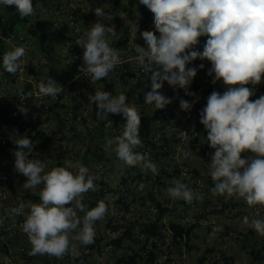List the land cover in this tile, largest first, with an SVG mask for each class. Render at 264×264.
Listing matches in <instances>:
<instances>
[{"label": "built area", "instance_id": "2783aa9c", "mask_svg": "<svg viewBox=\"0 0 264 264\" xmlns=\"http://www.w3.org/2000/svg\"><path fill=\"white\" fill-rule=\"evenodd\" d=\"M128 3L124 6L118 5L117 0H39V3L33 0L36 14L28 23V30L16 31L4 39V53L17 46H25L26 54L21 58L22 68L15 75L7 73L0 65V204L15 199L10 186L15 189V181L23 184L26 179L17 173L14 164V151L17 150L14 139L18 135H26L33 142V153H38L37 158L45 165L53 168L60 166L59 162L65 166V161H79L90 174L99 177L95 181L97 190L85 194L84 203L90 209L103 200L108 204L112 217L106 214L103 220L96 222L95 241L91 244L94 248L88 251L85 264H118V259L135 253L139 254V264H237L230 251L240 236L223 230L214 237L211 233L214 226H220L221 216H238L243 209L237 202L228 203L233 198L221 200L220 196L211 194L214 182L208 172L214 150L207 144V132L200 123V112L206 106L208 96L213 91L222 94L226 86L222 81L213 84L214 75H208L211 63L196 59L188 65L197 69L188 89L196 96L185 95L183 89L173 88L165 82L161 91L172 99V103L163 110L146 104L144 96L150 90V74L138 64L134 49L135 44L146 47L140 32L154 31L155 28L153 19L145 23L139 16L131 19L122 9L127 8ZM96 7H103L102 18L95 15ZM97 21L115 28L116 34L109 36L110 46L119 52L121 62L107 77L91 82L90 76L79 72L84 49L77 41L85 29ZM136 23L138 31L135 34L133 25ZM37 25L44 27V33L53 38L51 44L55 60L52 66L51 56L46 51L49 44L40 45L38 37L29 31L30 27ZM206 39L200 38L196 50L203 51ZM120 41L125 42L118 47ZM200 64L204 68L201 69ZM50 66L58 70L57 75H52ZM49 76L64 89L56 99L39 94V83ZM97 90L108 91L113 96L123 93L127 102L135 105L141 118H155L149 141L142 140L143 147L137 151L146 153L157 165L158 175L150 170L144 171L140 166H126L113 150H105L109 139L122 134L126 118L122 114L111 113L107 119L100 118L96 105L88 100V96ZM262 94L264 82L255 87V95L251 99L255 100ZM180 99L193 104L190 111L180 109ZM5 108L8 110L7 120L4 118ZM39 134L49 139V151L44 157ZM77 134H80L79 139L75 138ZM184 152L190 153L187 158ZM172 178L187 183L200 192L203 199L189 204L169 197L166 189ZM263 208L251 209L257 218H261L264 216ZM162 210L166 211L163 217ZM20 214L22 211L16 216L0 212V264H28L37 257L31 254V246L26 242L27 236L22 231L26 217ZM155 224L158 225L156 232H144ZM173 225L185 230L200 228L207 240L219 242L220 248L209 247L208 243L205 247L197 246L194 230L188 243L186 236H177ZM128 230L135 243L116 248L114 242ZM13 245H17V256ZM6 247L8 250L5 251ZM255 251L263 256L257 263L264 264V244L256 247ZM75 259L66 255L57 260L65 264Z\"/></svg>", "mask_w": 264, "mask_h": 264}, {"label": "clouds", "instance_id": "9594fccd", "mask_svg": "<svg viewBox=\"0 0 264 264\" xmlns=\"http://www.w3.org/2000/svg\"><path fill=\"white\" fill-rule=\"evenodd\" d=\"M139 2L152 13L155 28L140 32L146 47L135 44L134 49L138 64L150 74V90L145 93L144 102L157 110L171 104L172 99L161 91L165 82L183 89L185 95L196 96L188 89L197 69L188 65L196 59L209 61L208 75H214L212 83L222 81L226 86L222 94L213 91L200 112L207 144L214 150L208 172L214 182L210 192L213 196L242 199L250 208L264 207V94L251 99L255 87L264 82V0ZM0 5L14 7L21 19L36 14L33 0H0ZM94 12L97 17L104 16L103 7H96ZM133 31L135 34L138 31L137 23ZM115 34L113 26L97 21L85 29L77 41L84 49L79 72L90 76L91 82L107 77L120 64L119 52L110 46L109 36ZM201 37H207L202 52L196 50ZM25 54V46L4 53L3 69L15 75L22 68L21 58ZM199 67L202 69L204 65ZM38 90L41 96L53 99L64 92L50 76L39 83ZM88 100L96 105L102 119H107L109 113L126 118L122 134L109 139L105 150H113L126 166H140L158 175L157 165L146 153L137 151L143 147L141 115L135 105L127 102L126 95L113 96L108 91L97 90ZM179 106L181 110L190 111L193 104L180 99ZM17 137L14 164L17 173L26 178L22 187L35 190L43 186L39 191L40 203H29V213L22 224V231L32 246L31 254L56 259L66 255L78 258L81 252L76 242L82 246L93 244L95 224L109 211L103 200L90 209L84 203L85 194L97 190L95 181L99 177L90 174L79 161H66L65 166L46 171L45 163L37 158L39 154L33 153L31 138ZM189 154L184 152V157ZM166 194L189 204L203 199L200 192L177 178L171 179ZM23 207L21 204L20 209ZM81 212L84 213L82 218ZM243 223L264 237V219L245 216ZM221 230L220 226H214L211 235L214 237Z\"/></svg>", "mask_w": 264, "mask_h": 264}, {"label": "trees", "instance_id": "16d2710c", "mask_svg": "<svg viewBox=\"0 0 264 264\" xmlns=\"http://www.w3.org/2000/svg\"><path fill=\"white\" fill-rule=\"evenodd\" d=\"M123 0H117V4L120 5L122 4ZM123 11H127V13L130 15L131 19H135L136 17H142L143 23L147 22L149 19H153L152 13L143 5H140L139 0H129L128 7L122 8ZM32 16L26 17L21 19L19 14L17 13L16 9L14 7H7L4 6V13L2 17L0 18V65H2V58L4 55V39L9 37L11 34L15 33L18 29L19 26H22L24 30H28L27 25L29 22H31ZM29 31L36 35L38 37V43L40 45L44 44H49L47 48V54L51 56L52 59V64L54 63V56H53V45L51 44L52 41V36L49 34L44 33V27H41L40 25H37L36 27L32 26L29 28ZM125 41H120L118 43V47H121L122 44H124ZM51 68L52 75L58 74L57 69ZM1 108V107H0ZM4 118L7 120L8 117V110L5 108L4 110ZM155 121V118L150 117V116H144L141 118V127H140V138L143 141H149L152 132H153V122ZM40 139H41V144L42 146H48L49 145V139L44 137V135L39 134ZM11 191L16 195L17 190L16 188L14 189L13 186L11 185ZM37 201L40 202V197L38 194H32L30 197L25 199V201L30 202V201ZM107 204V203H106ZM97 204H95L96 206ZM108 205V204H107ZM229 204H227V207ZM109 207V206H108ZM112 217V212L109 208L108 213ZM166 214L165 210L161 211V216L163 217ZM161 220V217H160ZM174 231L176 232L178 237H183L186 236L188 239V243H190V237L191 234L194 230V228H191L189 230H185L179 226H172ZM158 229V225H152L151 228H146L144 230L145 233H154ZM252 232L253 230L250 229ZM126 243H135L134 240L132 239V234L131 231L128 230L127 232L123 233L115 242L114 245L116 248L121 249L124 244ZM190 247L191 244H189ZM94 248V245H89V246H82L81 248V255L79 258H77V264H85L88 258V251L92 250ZM208 252H212V250H209ZM252 255L254 256V259L256 262H260L263 259V256L261 253H256L255 250H253ZM138 258L139 254L135 253L131 256L128 257H123L122 259H118L117 263L118 264H139L138 263Z\"/></svg>", "mask_w": 264, "mask_h": 264}, {"label": "crops", "instance_id": "0c3cea01", "mask_svg": "<svg viewBox=\"0 0 264 264\" xmlns=\"http://www.w3.org/2000/svg\"><path fill=\"white\" fill-rule=\"evenodd\" d=\"M75 138H77V139H79L80 138V134H77L76 135V137ZM60 148H61V146H59ZM40 148H41V155L44 157L45 155H47L46 153H47V151H49L48 150V146H42V144H40ZM66 162V161H65ZM64 162V163H65ZM86 163H88V159H86ZM59 165L60 166H62V163H60L59 162ZM52 168L50 167V166H48V165H46V171H48V170H51ZM15 188H16V190L18 191V190H22L23 189V187H22V184L21 183H18L17 181H15ZM42 188V187H41ZM24 190V189H23ZM39 191H40V188L39 189H37V190H35V191H33L34 192V194H38L39 195ZM19 194V192H17V194L15 195V199H17L18 201H20V200H22V198H21V196H19L18 195ZM228 199V198H227ZM230 199H232V198H230ZM29 203H40V202H37V201H34V200H32V201H30V202H16L15 203V208H11V206L10 205H5V204H3V203H1L0 205H1V210H0V212H1V214H8V215H14L15 214V216L19 213V212H21L22 211V214H20V216L21 217H26L27 215H28V213H29V207H28V205H29ZM228 203H236V200L235 199H232V200H230V201H228ZM21 204H23L24 205V207H23V209H20V205ZM238 205L240 204V202H238L237 203ZM5 205V206H4ZM19 209V211H16V210H18ZM261 210H263L264 211V208L263 209H261ZM250 213H251V211H252V209L250 208ZM249 212L247 213V215H250L251 216V214H250ZM79 215L81 216V218L83 217V215H84V213H79ZM228 215H224V216H221L220 218H219V221H220V227H221V229L223 230V231H225V232H228V233H233V232H235L236 231V226H237V222L235 221V220H233V222H231V223H233V224H230L228 221H226V220H224V218L225 217H227ZM245 216V215H244ZM239 221H240V219H238ZM225 222L226 223H229L230 225H228L227 224V226L225 225ZM224 226V227H223ZM223 228H226V230L225 229H223ZM253 230V229H252ZM193 237H194V243L197 245V246H199V247H202V246H204L205 247V243L207 242L208 243V246L209 247H212V248H214V249H218V248H220L219 246H220V243L219 242H214V241H209V240H207V238H206V235L204 234V232L200 229V228H195V230H194V232H193ZM264 240V239H263ZM262 240V241H263ZM26 242L28 243V245L29 246H31V244H30V242H29V240H28V237L26 238ZM260 243V242H259ZM76 244H77V247H78V249H79V251L81 252V248H82V245H80L78 242H76ZM13 247L14 248H12V249H14V251H15V255L17 256L18 255V249H17V245H13ZM32 247V246H31ZM235 247V246H234ZM6 250H8V248L6 247L5 248V251ZM5 251H3V253L5 252ZM230 253L232 254V257H235L234 255H235V253H233L232 252V250L230 251ZM0 255H2L1 253H0ZM80 257V256H79ZM78 257V258H79ZM253 257V256H252ZM77 259V258H76ZM74 260L73 262H69V263H65V264H77V260ZM253 259H254V257H253ZM20 260V259H19ZM254 261L255 262H253L254 264H258L257 262H256V260L254 259ZM28 264H60L59 262H58V260L57 259H52L50 256H48V255H37V257H36V259H34V260H32V261H28Z\"/></svg>", "mask_w": 264, "mask_h": 264}, {"label": "rangeland", "instance_id": "374dc122", "mask_svg": "<svg viewBox=\"0 0 264 264\" xmlns=\"http://www.w3.org/2000/svg\"><path fill=\"white\" fill-rule=\"evenodd\" d=\"M128 2H129V0H123L122 4L124 6H126ZM3 13H4V5H0V18L2 17ZM23 30L24 29L22 26H19L17 29V31H19V32H22ZM17 192H19L18 195L21 196L22 200L18 201L17 199L12 198V199H10L9 202H6L4 204L10 205L11 208H15L16 202H27V201H25V199H27L32 194H34V192H27L23 189L18 190ZM220 199L224 200L225 197L220 196ZM233 199H235V198H233ZM235 200L237 203L238 202L241 203L239 205L237 203L236 204L241 207V210L243 209L242 214L238 215V216L228 214V216L224 218V220L228 221L230 224H233V223H231V222H233V220H235L237 222V226H236L237 229H236L235 233L240 237H239V240L236 243L235 247L232 249V252L235 253L234 259L236 260L237 264H254L253 262H255V261L253 259L254 256L252 255V252H253V250H256V247L264 244V240H263L264 237L258 235L254 230L252 232L250 230V228L247 227L243 223V218L245 216L249 217V219L257 218L255 211H251V213H250V211H249L250 207H248L247 205H244L242 202L243 201L242 199L241 200L235 199ZM243 207H245V209ZM257 207L259 208L260 206H256V208ZM248 212L251 214V216L247 215ZM238 219H240V221ZM261 219H264V216H262ZM229 223L225 222V225L226 226H227V224L230 225ZM223 229L226 230V228H223ZM206 243H205V245H206Z\"/></svg>", "mask_w": 264, "mask_h": 264}]
</instances>
